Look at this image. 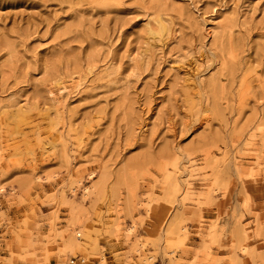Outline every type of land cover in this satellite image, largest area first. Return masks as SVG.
Wrapping results in <instances>:
<instances>
[{
	"label": "rangeland",
	"instance_id": "1",
	"mask_svg": "<svg viewBox=\"0 0 264 264\" xmlns=\"http://www.w3.org/2000/svg\"><path fill=\"white\" fill-rule=\"evenodd\" d=\"M262 101L264 0H0V264H264Z\"/></svg>",
	"mask_w": 264,
	"mask_h": 264
},
{
	"label": "bare ground",
	"instance_id": "2",
	"mask_svg": "<svg viewBox=\"0 0 264 264\" xmlns=\"http://www.w3.org/2000/svg\"><path fill=\"white\" fill-rule=\"evenodd\" d=\"M226 28H230V25L229 24H226V26H225ZM165 28V26H163L162 25V23H160V19L158 20V21H156V23H155V25H152V26H150V32H157V33H161V31L163 30ZM211 84L213 85L214 84V82L212 81L211 82ZM12 106V105H11ZM21 109V108H20ZM87 189V188H86ZM2 191V188L0 187V192ZM86 191V190H85ZM88 192V191H87ZM89 195V194H88ZM151 205V204H150ZM211 228V227H210ZM209 231V230H208ZM81 234H80V232L79 231H77L76 233H75V235H73V238H72V240H71V242H72V245L73 246H78V245H80V242H79V239H78V237L80 236ZM247 248V247H246ZM246 248H243V251H245L246 250ZM105 258H102L101 259V261H102V263L103 264H106L105 263Z\"/></svg>",
	"mask_w": 264,
	"mask_h": 264
},
{
	"label": "built area",
	"instance_id": "3",
	"mask_svg": "<svg viewBox=\"0 0 264 264\" xmlns=\"http://www.w3.org/2000/svg\"><path fill=\"white\" fill-rule=\"evenodd\" d=\"M71 264H75V260H71Z\"/></svg>",
	"mask_w": 264,
	"mask_h": 264
},
{
	"label": "snow or ice",
	"instance_id": "4",
	"mask_svg": "<svg viewBox=\"0 0 264 264\" xmlns=\"http://www.w3.org/2000/svg\"><path fill=\"white\" fill-rule=\"evenodd\" d=\"M261 103H264V101H262Z\"/></svg>",
	"mask_w": 264,
	"mask_h": 264
}]
</instances>
